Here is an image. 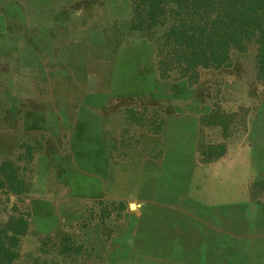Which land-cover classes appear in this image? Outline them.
Listing matches in <instances>:
<instances>
[{"label": "rangeland", "instance_id": "rangeland-1", "mask_svg": "<svg viewBox=\"0 0 264 264\" xmlns=\"http://www.w3.org/2000/svg\"><path fill=\"white\" fill-rule=\"evenodd\" d=\"M138 0H0V168L18 263L264 264V80L234 52L160 78ZM152 37V38H150Z\"/></svg>", "mask_w": 264, "mask_h": 264}, {"label": "trees", "instance_id": "trees-1", "mask_svg": "<svg viewBox=\"0 0 264 264\" xmlns=\"http://www.w3.org/2000/svg\"><path fill=\"white\" fill-rule=\"evenodd\" d=\"M134 18L148 28L163 26L156 42V67L160 78L175 72L195 81L199 68L220 69L234 52L251 53L256 73L264 80V0H138ZM152 38V37H150ZM0 168V206L10 196L20 197L28 187L18 178V169L5 161ZM0 211V264L20 259L21 239L26 235L28 214L12 206L7 219ZM36 259L21 264H38ZM42 264H54L44 261Z\"/></svg>", "mask_w": 264, "mask_h": 264}]
</instances>
